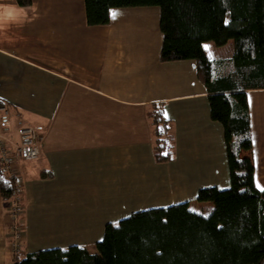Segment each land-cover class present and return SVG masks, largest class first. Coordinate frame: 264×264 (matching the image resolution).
<instances>
[{"label":"crops","instance_id":"crops-1","mask_svg":"<svg viewBox=\"0 0 264 264\" xmlns=\"http://www.w3.org/2000/svg\"><path fill=\"white\" fill-rule=\"evenodd\" d=\"M159 19L156 6L126 7L114 9L107 25H88L84 0H32L29 6L0 0V101L9 108L13 131L19 124L44 129L39 155L13 164L28 203L24 253L69 245L94 253L106 223L190 201L202 187L230 185L223 127L210 118L195 62L160 60ZM231 54L228 49L214 58ZM247 102L246 153L260 189L264 88L247 90ZM158 105L169 120L173 150L165 163L155 161L148 116ZM43 171L49 175L41 178ZM149 188L158 196L140 198ZM80 197L94 211L75 220L67 210ZM6 223L0 197V264L13 263ZM84 223L98 225L74 233V224Z\"/></svg>","mask_w":264,"mask_h":264},{"label":"trees","instance_id":"trees-1","mask_svg":"<svg viewBox=\"0 0 264 264\" xmlns=\"http://www.w3.org/2000/svg\"><path fill=\"white\" fill-rule=\"evenodd\" d=\"M29 6L32 0H16ZM156 6L160 60H193L205 86L210 118L224 131L230 185L200 188L193 198L213 205L208 215L189 201L133 211L104 225L94 253L79 245L42 248L12 264H264V186L254 183L247 90L264 88V0H84L86 23L107 25L117 8ZM232 43L228 57L210 58L204 43ZM1 103V101H0ZM162 105L149 112L157 163L173 159ZM43 171L40 177L48 176ZM18 174L0 166V197L7 204ZM26 210V209H25Z\"/></svg>","mask_w":264,"mask_h":264},{"label":"built area","instance_id":"built-area-1","mask_svg":"<svg viewBox=\"0 0 264 264\" xmlns=\"http://www.w3.org/2000/svg\"><path fill=\"white\" fill-rule=\"evenodd\" d=\"M9 108L8 106L1 102L0 103V128L10 127L9 123ZM25 129H20L19 134L21 137V143L17 147L11 144L12 139L7 138L4 140L0 139L1 148L0 150V166L2 170L6 173L8 179L13 180L17 172L14 169V162L17 160H31L35 159L39 154V132L42 126L36 127H24ZM5 138V137H4ZM21 191L19 189H14L12 195L15 199L11 200L6 205V231L7 234L14 240L10 243V249L15 254V256H21L23 254V244L21 232L24 231L25 224L22 219V214L25 212V207L19 198ZM12 245V246H11Z\"/></svg>","mask_w":264,"mask_h":264},{"label":"rangeland","instance_id":"rangeland-1","mask_svg":"<svg viewBox=\"0 0 264 264\" xmlns=\"http://www.w3.org/2000/svg\"><path fill=\"white\" fill-rule=\"evenodd\" d=\"M209 44H205V46H204V50H205V52H206V54L209 56V57H215V56H220V55H226L227 54V51H228V49L229 50H231L232 49V43L230 44V43H228V44H226L224 47L223 46H221V47H217V46H215L212 42L210 43V42H208ZM210 45V46H209ZM10 112V111H9ZM9 123H10V120H9ZM36 126H39V124H36V125H31V124H19V125H16V129H15V131H13V129H11V123H10V127H9V129L8 128H4V127H1L0 128V139L1 140H4V139H7V138H10V139H12V142H11V144L13 145V146H15V147H17L18 145H20V143H21V137H20V134H19V130L22 128V129H25L24 127H36ZM40 126H42V125H40ZM43 126H42V129L40 130V132H39V134L40 133H42L43 132ZM5 137V138H4ZM0 150H2V148H1V142H0ZM39 153H40V147H39ZM39 155V154H38ZM20 161H22V160H20ZM19 161V162H20ZM25 161V160H24ZM134 178H136V177H134ZM158 187L160 188L161 187V183L160 184H158ZM34 189H37V186H34ZM149 190H150V188L147 190V192L146 193H143L142 195H141V197L140 198H145L146 200H149L150 199V197L151 198H154V197H156V195L154 196V194L155 193H149ZM155 190V189H154ZM21 191V193L19 194V198L21 199V202L23 203V206L25 207V209H26V206L28 205V203L26 202V197H25V195H24V193L22 192V190H20ZM165 191V189L163 190V193H164V195L166 194L167 195V193L169 194L170 192L169 191H166V192H164ZM115 194V193H114ZM158 196V195H157ZM127 195H126V193L124 192L123 193V196H122V199L124 200V201H128V203L130 202L127 198ZM85 198V197H84ZM13 199H15V197L12 195V196H10V198L8 199V202L7 203H9L11 200H13ZM118 200V198H116L115 196H113V201H117ZM25 202H26V204H25ZM75 202H76V205L75 206H73V207H71V208H69L67 211L69 212V213H74V218L73 219H75V220H78V219H81L80 217L81 216H83L84 215V213H86V212H93L94 211V209H92L91 207H85V206H82V204H90V202L87 200V199H82V197H80V198H77V200H75ZM130 204V203H129ZM7 205V204H6ZM62 205V204H61ZM212 208H213V205H212V203H210V202H199V201H196V200H194V199H191L190 201H189V209H191L192 211H195V212H197V213H200V214H203V215H208L210 212H211V210H212ZM62 209H64L63 208V205H62ZM99 209H101V210H104L103 208H101V207H99L97 210H99ZM26 211L27 210H25V212L22 214V219L25 221V218H26ZM84 219V218H83ZM78 223V222H77ZM67 224H71V223H67ZM98 225V223H94V225L93 224H86V223H84V225H77V224H74V226H73V228H75L76 230L74 231V233H79V232H82V233H85V231L87 230V229H89L90 230V228H92L93 226H94V228L96 227ZM81 227V229L80 230H78L79 228ZM94 230V229H93ZM91 231V230H90ZM21 235H22V239H20L19 240V242H21V240H22V244H23V249H24V240H26V237H25V235H24V231L23 232H21ZM35 240H38V236L37 237H34V238H31L30 239V242L31 243H33V241H35ZM7 241H8V245H9V247H10V243L11 242H14V240L9 236V233L7 234ZM36 242V241H35ZM89 245H91V243H88ZM12 246V245H11ZM13 251V250H12ZM23 251V254H24V250H22ZM23 254H21V255H23ZM20 256V255H19ZM18 256V257H19ZM15 254L12 252V262H14V259H15Z\"/></svg>","mask_w":264,"mask_h":264},{"label":"snow or ice","instance_id":"snow-or-ice-1","mask_svg":"<svg viewBox=\"0 0 264 264\" xmlns=\"http://www.w3.org/2000/svg\"><path fill=\"white\" fill-rule=\"evenodd\" d=\"M262 190H264V189H262Z\"/></svg>","mask_w":264,"mask_h":264}]
</instances>
